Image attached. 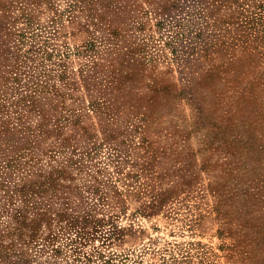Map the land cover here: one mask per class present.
I'll list each match as a JSON object with an SVG mask.
<instances>
[{
    "label": "rangeland",
    "instance_id": "374dc122",
    "mask_svg": "<svg viewBox=\"0 0 264 264\" xmlns=\"http://www.w3.org/2000/svg\"><path fill=\"white\" fill-rule=\"evenodd\" d=\"M0 264H264V0H0Z\"/></svg>",
    "mask_w": 264,
    "mask_h": 264
}]
</instances>
